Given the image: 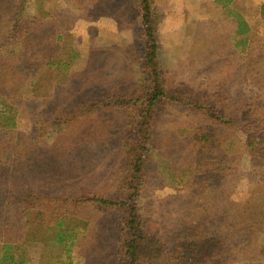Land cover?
I'll return each instance as SVG.
<instances>
[{"label":"rangeland","instance_id":"374dc122","mask_svg":"<svg viewBox=\"0 0 264 264\" xmlns=\"http://www.w3.org/2000/svg\"><path fill=\"white\" fill-rule=\"evenodd\" d=\"M154 5L162 16L160 60L170 94L208 103L235 120L264 101V0H154ZM136 6V0H41L36 26L60 25L69 35L67 44L78 51L69 70L83 73L69 84L78 96L91 98L111 87L137 92L142 39ZM238 16L251 28L245 45L237 44ZM67 95L73 97L71 91ZM24 100L17 95L0 103V112L13 117L5 141L9 152L31 139L33 114L21 105H27ZM11 105L17 110L10 111ZM158 110L138 201L145 231L167 243L159 264H264V225L251 237L250 225L233 222L257 206L264 211V161H252L241 131L208 120L202 111L170 100ZM125 113L114 108L101 116L108 136L94 146L105 148L92 145L90 157L75 159V168L69 162V169L55 167V186L74 191L94 183L96 189L112 190L122 167L117 140ZM70 172L79 179L68 182ZM118 222L113 211L96 209L88 230L72 245L73 264H120ZM14 230L38 264L44 234L27 229L24 219Z\"/></svg>","mask_w":264,"mask_h":264},{"label":"trees","instance_id":"16d2710c","mask_svg":"<svg viewBox=\"0 0 264 264\" xmlns=\"http://www.w3.org/2000/svg\"><path fill=\"white\" fill-rule=\"evenodd\" d=\"M136 3L142 39L137 92L125 94L111 87L87 98L78 96L69 86L73 78L76 83V77L83 75L69 72L78 58V51L67 44L69 35L61 32L60 25L36 26L41 0H0V103L21 96L27 103L21 105L30 107L34 120L30 142L12 147L13 152H9L5 141L11 137L13 117L0 112V264H34L18 239V230H14L20 219H24L27 229L44 234L41 239L45 247L38 264H73L72 245L88 230L93 212L99 208L117 215L120 264L161 263L167 243L145 231L138 200L145 187L144 170L158 109L166 100L191 106L208 120L241 131L252 161H264V101L257 100L235 120L208 103L170 94L160 60L162 16L154 0ZM237 22L235 35L242 37L237 44L245 45L251 28L241 16ZM65 79L71 81L64 84ZM18 81L21 83L16 91ZM9 107L13 112L18 105ZM114 108L126 111L117 140L122 167L114 189L99 190L90 183L72 187L74 192L55 186V167L69 169V162L75 168V159L89 158L95 141L108 136L100 119ZM194 136L208 141L204 133ZM95 147L100 150L105 145ZM68 177L71 182L80 175L70 172ZM236 219L250 225L252 237L264 225V211L257 206L244 213L242 219L235 218L234 224ZM239 229L242 232L241 226ZM244 235L250 237L249 233Z\"/></svg>","mask_w":264,"mask_h":264}]
</instances>
